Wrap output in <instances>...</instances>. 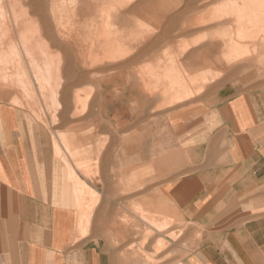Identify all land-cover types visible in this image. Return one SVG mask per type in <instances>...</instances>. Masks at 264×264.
<instances>
[{
  "label": "crops",
  "instance_id": "1",
  "mask_svg": "<svg viewBox=\"0 0 264 264\" xmlns=\"http://www.w3.org/2000/svg\"><path fill=\"white\" fill-rule=\"evenodd\" d=\"M157 4L143 0L130 10L145 6L162 19L168 12ZM211 45L188 52L182 65H211ZM126 50L131 54L113 61L82 62L75 81L101 86L110 81L106 72L122 70L130 77L134 47ZM128 84L106 122L83 134L82 120L78 141L68 140L80 153L81 169L59 143L57 129L11 104L0 84V264H264V83L169 115L167 164L153 167L147 152L143 162L154 169L145 182L155 180L159 196L138 194L142 158L136 92ZM73 86L64 87L68 95ZM138 199L145 201L144 216L172 225L159 230L139 220ZM140 243L144 256L137 253Z\"/></svg>",
  "mask_w": 264,
  "mask_h": 264
},
{
  "label": "rangeland",
  "instance_id": "2",
  "mask_svg": "<svg viewBox=\"0 0 264 264\" xmlns=\"http://www.w3.org/2000/svg\"><path fill=\"white\" fill-rule=\"evenodd\" d=\"M142 1L0 0V84L7 88L11 104L32 113L46 129H57L59 143L81 169L76 160L80 153L69 147L68 140L78 141L82 120L83 134H92L97 123L106 122L131 83L142 158L137 190L159 196L160 185L145 182L154 169H144L143 162L147 152L153 167L167 164L169 115L264 83V0H154L168 12L162 19L152 17L145 6L130 10ZM114 17L119 25H113ZM207 21H212L208 27L183 31L187 24ZM205 28H212L210 34ZM208 42L211 65L189 70L182 65L188 52L203 53ZM129 45L134 47L130 77L122 70L106 72L110 81L101 86L75 81L84 72L82 62L91 67L114 56L123 58ZM68 82L74 83L69 95L64 88ZM199 85L203 87L196 92ZM186 91L193 94L179 100ZM56 152L61 155L58 147ZM144 204L138 199L139 220L159 230L172 225L166 218L144 216ZM142 247L138 244L140 256L145 255ZM158 251L156 246L154 252Z\"/></svg>",
  "mask_w": 264,
  "mask_h": 264
},
{
  "label": "bare ground",
  "instance_id": "3",
  "mask_svg": "<svg viewBox=\"0 0 264 264\" xmlns=\"http://www.w3.org/2000/svg\"><path fill=\"white\" fill-rule=\"evenodd\" d=\"M236 3H237V2H236ZM18 7H19V6H18ZM30 7H31V6H30ZM32 7H33V6H32ZM32 7H31V8H32ZM121 7H122V6H121ZM222 7H223V6H222ZM34 9H35V8H34ZM34 9H33V10H34ZM115 10H116V8H115ZM120 10H121V9H120ZM212 10H213V9H212ZM16 11H17V10H16ZM236 11H237V10H236ZM18 13H19V12H18ZM116 13H117V12H116ZM230 14H231V13H230ZM236 14H238V13H236ZM112 15H113V14H112ZM110 16H111V13H110ZM222 16H223V15H222ZM115 17H116V16H115ZM218 17H219V16H218ZM17 19H18V18H17ZM110 20H111V19H110ZM211 20H212V19H211ZM6 21H7V19H6ZM19 21H20V19H19ZM27 21H28V20H27ZM46 21H47V20H46ZM207 22H208V21H207ZM17 23H18V22H17ZM48 23H50V22H48ZM203 23H204V22H203ZM139 24H140V23H139ZM185 24H186V23H185ZM45 25H46V24H45ZM199 25H200V24H199ZM199 25H198V26H199ZM35 26H36V25H35ZM35 26H34V27H35ZM185 26H186V25H185ZM185 26H184V27H185ZM191 26H193V25H191ZM200 26H201V25H200ZM7 27H8V26H6V28H7ZM55 27H56V26H55ZM59 27H60V26H59ZM186 27H187V26H186ZM207 27H208V26H207ZM30 28H31V27H30ZM35 28H36V27H35ZM196 28H197V27H196ZM196 28H194V29H196ZM55 29H56V28H55ZM60 29H61V28H60ZM66 29H67V27H66ZM189 29H190V28H189ZM207 29H208V28H207ZM57 30H58V28L56 29V31H57ZM62 30H63V29H62ZM8 31H9V30H8ZM17 31H18V30H17ZM42 31H43V30H42ZM42 31H41V32H42ZM65 31H66V30H65ZM206 31H207V30H206ZM206 31H205V32H206ZM57 32H58V31H57ZM30 33H31V32H30ZM51 34H52V33H51ZM67 34H68V33H67ZM48 35H49V34H48ZM58 35H59V33H58ZM68 35H69V34H68ZM62 38H64V36H63ZM33 39H34V38H33ZM42 42H43V41H42ZM63 43H64V41H63ZM63 43H62V44H63ZM61 46H62V45H61ZM61 49H62V48H61ZM61 49H60V50H61ZM128 50H129V49H128ZM27 52H28V51H27ZM124 53H125V52H124ZM127 53L129 54L130 52H127V51H126V55H127ZM64 54H65V52H64ZM130 54H131V53H130ZM73 55H74V54H73ZM64 56H65V55H64ZM123 56H124V55H123ZM123 56H122V57H123ZM127 56H128V55H127ZM108 57H109V56H108ZM113 58H114V57H113ZM118 58H119V57H118ZM63 60H64V59H63ZM59 61H60V60H59ZM112 61H113V60H112ZM60 62H61V61H60ZM58 65H60V64H58ZM58 68H59V67H58ZM123 68H124V67H123ZM125 69H127V68H125ZM59 74H60V73H59ZM58 76H59V75H58ZM60 77H61V76H60ZM60 77H59V78H60ZM174 80H175V79H174ZM58 82H59V81H58ZM156 82H157V81H156ZM203 82H204V81H203ZM59 83H60V82H59ZM61 83H62V82H61ZM197 87H198V86H197ZM200 90H201V89H200ZM76 93H77V92H76ZM145 93H146V92H145ZM187 93H188V92H187ZM81 106H82V105H81Z\"/></svg>",
  "mask_w": 264,
  "mask_h": 264
}]
</instances>
